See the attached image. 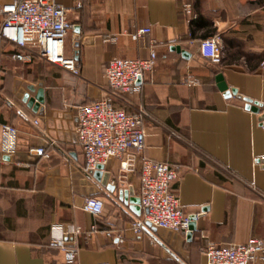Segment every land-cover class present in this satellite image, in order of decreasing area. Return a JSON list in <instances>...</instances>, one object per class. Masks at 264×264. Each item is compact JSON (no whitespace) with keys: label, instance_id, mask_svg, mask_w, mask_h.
I'll list each match as a JSON object with an SVG mask.
<instances>
[{"label":"crops","instance_id":"0c3cea01","mask_svg":"<svg viewBox=\"0 0 264 264\" xmlns=\"http://www.w3.org/2000/svg\"><path fill=\"white\" fill-rule=\"evenodd\" d=\"M57 2L70 10L74 28L27 46L36 54L33 63L13 59L16 48L3 43L0 123L18 134L9 156L0 131V264H66L49 246L54 225L97 227L90 240L80 237L74 264H208L201 250L208 242L264 239V0ZM184 3L196 19L183 13ZM4 19L0 2V27ZM143 27L151 32L133 40L131 33ZM210 35L221 39L220 64L199 54ZM151 52L154 66L141 91L114 93L108 62ZM64 57L75 59L76 71L60 64ZM220 74L241 97L220 90ZM40 90L43 102L35 110L29 100ZM104 98L128 112H147L145 147L88 172L77 106ZM248 100L261 104L260 113L246 108ZM39 148L44 155H36ZM144 159L181 165L173 190L195 217L191 238L148 224L133 230L145 215L139 205ZM126 161L129 170L122 168ZM88 196L104 201L102 215L83 210Z\"/></svg>","mask_w":264,"mask_h":264},{"label":"built area","instance_id":"2783aa9c","mask_svg":"<svg viewBox=\"0 0 264 264\" xmlns=\"http://www.w3.org/2000/svg\"><path fill=\"white\" fill-rule=\"evenodd\" d=\"M1 12L5 15L0 27V75L3 43L12 44L16 51L11 57L24 63H33L35 52L27 46L44 45L55 34L64 35L74 28L70 10L57 0H0ZM182 11L196 19L192 5L184 3ZM150 27H143L131 33L133 40L148 35ZM115 40V38H113ZM200 56L213 63L222 62V45L215 35L200 41ZM156 58L151 52L148 58L115 57L108 62L105 77L112 91L118 95L141 91L147 73ZM60 64L70 71L77 70L72 57H64ZM148 116L143 109L128 112L116 106L112 98L94 100L77 106L76 132L82 147L85 169L97 171L112 159H121L130 151L141 152L145 147L144 121ZM3 152L12 156L16 152L18 129L10 124L0 123ZM38 156L45 154L44 148L35 149ZM264 160V157L263 159ZM130 164L122 163L124 170ZM181 165L144 159L141 168L139 205L145 211L142 219L133 224V230L141 233L149 222L151 226L172 232H190L192 214L185 213L180 199L173 190L181 174ZM100 197L85 198L83 210L100 216L104 211ZM97 231L96 226L83 229L76 224L54 225L49 246L62 252L66 264H74L80 251V237L90 240ZM111 235V232H107ZM208 264H264V239L251 237L242 244L217 245L208 242L202 248Z\"/></svg>","mask_w":264,"mask_h":264},{"label":"water","instance_id":"95a60500","mask_svg":"<svg viewBox=\"0 0 264 264\" xmlns=\"http://www.w3.org/2000/svg\"><path fill=\"white\" fill-rule=\"evenodd\" d=\"M217 80L219 82V88L222 92H224V94L227 97H231L232 95H238L237 94V90L236 89H231L227 83L224 81V77L223 75H218L217 76ZM239 97H241V95H238ZM43 102V91L40 90L39 93L37 94L36 97H32L29 100V106L30 107H34L35 110H37L40 106V103ZM246 108L255 112V113H260L261 110V104L258 102H253L251 100H248L247 104H246ZM260 121L262 122V125L264 126V114L260 115ZM101 168V167H100ZM149 226L151 225L149 222L147 223ZM196 230V226H195V217L192 218L191 223H190V232L188 233V238L192 237L193 232Z\"/></svg>","mask_w":264,"mask_h":264},{"label":"trees","instance_id":"16d2710c","mask_svg":"<svg viewBox=\"0 0 264 264\" xmlns=\"http://www.w3.org/2000/svg\"><path fill=\"white\" fill-rule=\"evenodd\" d=\"M192 24L194 25L195 24V21L192 22ZM192 35H193V31H192ZM211 37L214 36V35H210Z\"/></svg>","mask_w":264,"mask_h":264}]
</instances>
